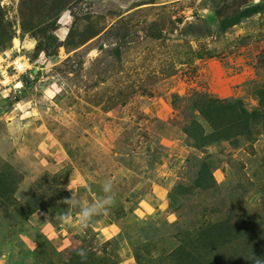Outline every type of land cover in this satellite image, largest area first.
I'll list each match as a JSON object with an SVG mask.
<instances>
[{
  "label": "rangeland",
  "instance_id": "rangeland-1",
  "mask_svg": "<svg viewBox=\"0 0 264 264\" xmlns=\"http://www.w3.org/2000/svg\"><path fill=\"white\" fill-rule=\"evenodd\" d=\"M0 264H264V0H0Z\"/></svg>",
  "mask_w": 264,
  "mask_h": 264
},
{
  "label": "trees",
  "instance_id": "trees-1",
  "mask_svg": "<svg viewBox=\"0 0 264 264\" xmlns=\"http://www.w3.org/2000/svg\"><path fill=\"white\" fill-rule=\"evenodd\" d=\"M244 110L236 105H210L208 108H201V113L209 122L211 130L203 133L202 127L194 122V130L198 140L228 139L236 134L244 132ZM208 137V138H206Z\"/></svg>",
  "mask_w": 264,
  "mask_h": 264
},
{
  "label": "clouds",
  "instance_id": "clouds-1",
  "mask_svg": "<svg viewBox=\"0 0 264 264\" xmlns=\"http://www.w3.org/2000/svg\"><path fill=\"white\" fill-rule=\"evenodd\" d=\"M102 195L97 196L93 201L88 203H81L74 196H71L69 200L72 209L78 208V216L75 218L69 211L65 213L61 219L68 226H75L81 232H84L92 222L93 218L98 215H107L110 206L114 203L115 193L113 192L112 181H106L101 186ZM77 255L81 258L86 257V250L80 248L77 250Z\"/></svg>",
  "mask_w": 264,
  "mask_h": 264
},
{
  "label": "bare ground",
  "instance_id": "bare-ground-1",
  "mask_svg": "<svg viewBox=\"0 0 264 264\" xmlns=\"http://www.w3.org/2000/svg\"><path fill=\"white\" fill-rule=\"evenodd\" d=\"M13 41H14V42H16V41H17V39H14ZM14 42H13V43H14ZM15 44H16V43H15ZM20 66H21V65H20ZM16 85H17V86H19V83H17Z\"/></svg>",
  "mask_w": 264,
  "mask_h": 264
}]
</instances>
